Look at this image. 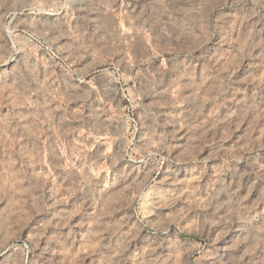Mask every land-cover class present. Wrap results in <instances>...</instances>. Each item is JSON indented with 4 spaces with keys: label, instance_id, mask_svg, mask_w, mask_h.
<instances>
[{
    "label": "rangeland",
    "instance_id": "rangeland-1",
    "mask_svg": "<svg viewBox=\"0 0 264 264\" xmlns=\"http://www.w3.org/2000/svg\"><path fill=\"white\" fill-rule=\"evenodd\" d=\"M0 264H264V0H0Z\"/></svg>",
    "mask_w": 264,
    "mask_h": 264
}]
</instances>
